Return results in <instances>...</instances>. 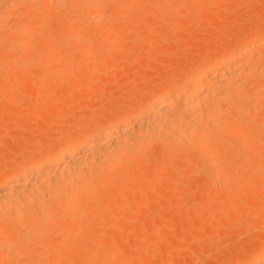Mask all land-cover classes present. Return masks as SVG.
<instances>
[{
	"label": "bare ground",
	"instance_id": "6f19581e",
	"mask_svg": "<svg viewBox=\"0 0 264 264\" xmlns=\"http://www.w3.org/2000/svg\"><path fill=\"white\" fill-rule=\"evenodd\" d=\"M136 1L0 0V76L6 77L2 95L15 91L8 82L30 81L43 86L54 77L59 83L64 77L52 71V66L71 68L77 60L80 64L94 62L98 49L105 57L107 43L113 39L111 32L121 41L126 40L134 23L126 29L116 28L117 24L127 19L141 21L149 13L141 10L137 17L129 16L138 9L135 3L139 0ZM169 4L170 0H162L155 8L165 13ZM258 25L243 44H231L222 51L216 48L199 56L200 60L188 61L191 64L178 75L169 74L171 78L164 77L166 81L162 78L165 82L158 89L147 92L145 98L142 93L144 101L141 99L138 107L130 105L123 113L108 116L102 125L98 121V126L89 125L86 132L77 134L76 130L66 140L57 139L43 151L29 154L23 168L5 170L0 178V252L10 256L12 248L20 246L19 251H14L20 253L21 248L40 246L42 241L36 235L47 218L55 216V212L75 218L74 210H84L92 204L95 210L106 186L116 189L112 191L118 195L121 209L130 200L125 195L132 188L127 186L135 188L129 186L132 179L146 186V198L165 193L167 184L150 185L151 175L161 181H182L186 177V156L195 157L193 169L201 170L221 188L233 179L241 182L250 170L257 171L259 163L249 154L264 157V30L259 29L264 24ZM80 53L84 55L82 59ZM39 65L42 70L38 75L33 72L35 68L29 70ZM19 70H23L20 78ZM148 158L151 162L147 167ZM240 160L244 162L242 167L236 166ZM99 209L103 212L105 203ZM60 242L55 238L51 244ZM249 243L233 264H264V239L255 246ZM134 247L138 248L137 241Z\"/></svg>",
	"mask_w": 264,
	"mask_h": 264
},
{
	"label": "rangeland",
	"instance_id": "374dc122",
	"mask_svg": "<svg viewBox=\"0 0 264 264\" xmlns=\"http://www.w3.org/2000/svg\"><path fill=\"white\" fill-rule=\"evenodd\" d=\"M157 1L135 3L138 9L129 16L135 18L141 10L149 13L141 21L127 19L117 24L116 28L126 29L134 23L124 42L111 32L113 39L107 43L105 57L98 49L94 62L80 64L76 58L71 68L52 66V71L64 77L59 83L54 77L43 86L16 80L8 82L15 91L3 96L1 85L6 77L0 76V178L9 168L26 166L29 154L43 151L57 139L66 140L76 130L77 134L86 132L89 125H102L108 116L121 114L130 105L138 107L144 101L143 94L145 98L147 92L158 89L160 83L178 75L193 59L200 60L199 56L216 48L222 51L231 44L241 45L254 31L251 29L264 24V0H170L165 13L156 9L162 3ZM152 2L156 5H150ZM259 29L264 30V26ZM83 57L80 53L79 59ZM41 67L29 70L35 68L33 72L38 75ZM21 72H17L19 78ZM249 155L259 163V169L250 170L251 176H244L241 182L233 179L225 188L213 184L201 170L193 169L195 157L189 156L184 157L186 177L182 181H161L151 175L150 185L165 182L168 186L165 193L154 198H146V186L132 179L129 186L135 188L127 186L132 189L125 195L130 200L123 209L112 191L114 187L104 186L96 211L92 204L74 210L75 218L55 212L36 235L42 241L40 246L15 253L20 248L15 245L10 256L0 252V264H233L249 242L255 246L264 239V157ZM237 163L239 167L244 164L242 160ZM101 203H105V210L100 213ZM55 238H60V244H51ZM133 241L138 242V248Z\"/></svg>",
	"mask_w": 264,
	"mask_h": 264
}]
</instances>
